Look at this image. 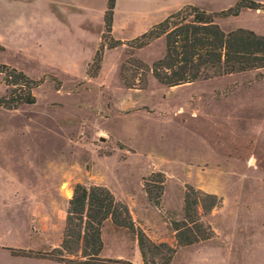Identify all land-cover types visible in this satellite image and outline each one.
<instances>
[{
  "label": "rangeland",
  "instance_id": "obj_1",
  "mask_svg": "<svg viewBox=\"0 0 264 264\" xmlns=\"http://www.w3.org/2000/svg\"><path fill=\"white\" fill-rule=\"evenodd\" d=\"M237 1L196 7L216 13ZM79 3L99 10L103 0H0V264H61L21 254L59 246L76 184L107 189L135 228L174 249L170 264H209L207 254L219 264H264V68L173 88L125 70V86V42L181 7L163 1L138 23L118 15L101 39L103 22L79 31ZM215 22L225 33L264 36V9ZM112 40L121 45L103 49L95 71L98 46ZM162 55L157 39L131 57L150 67ZM12 70L36 82L32 104L12 105L24 92L5 84ZM153 173L163 180L157 205ZM187 187L218 203L196 211L210 238L183 247L172 226L183 219ZM100 239L99 258L143 264L129 230L106 220Z\"/></svg>",
  "mask_w": 264,
  "mask_h": 264
},
{
  "label": "trees",
  "instance_id": "obj_2",
  "mask_svg": "<svg viewBox=\"0 0 264 264\" xmlns=\"http://www.w3.org/2000/svg\"><path fill=\"white\" fill-rule=\"evenodd\" d=\"M113 6L114 0H107L101 39L110 35ZM242 9H264V5L251 0H238L233 6L216 13L184 5L151 25L137 37L125 42L128 48L126 62L129 68L121 66L120 69L125 86L129 85L123 74L125 70H130L136 75L141 72L143 81L149 74L158 84L173 88L215 77L263 69L264 36L241 28L225 33L215 22L219 18L236 17ZM157 39L163 41V55L150 67L131 57L133 50L142 49ZM118 45H121L119 41L112 40L109 45L98 46L92 60L95 71L99 68L103 49H113ZM4 75L6 85L19 87L20 91H24L20 96L12 98L14 99L12 105L34 102L30 91L36 86V82L13 70L10 75ZM18 77H21L23 82H18ZM150 178H157L156 182L159 184L157 188L159 192L153 200L154 205H157L163 182L162 176L153 173L147 182ZM146 194L150 195L148 188ZM217 203L214 195L187 187L182 200L183 219L172 226L178 246H190L210 238L209 228L203 227L199 222L196 211L200 208L206 213ZM106 220L115 227L125 228L135 235L143 264H146L147 255L160 256L162 253L165 255L160 257L161 262L157 264H170L174 249L164 243L155 245L140 229L135 228L126 206L115 201L107 189L99 186L86 188L79 184L73 187L72 195L67 201L59 246L47 253L34 254L36 256H29L23 252L21 255L61 264H130L122 260L98 257L102 246L100 229ZM149 264L156 263L151 261Z\"/></svg>",
  "mask_w": 264,
  "mask_h": 264
},
{
  "label": "crops",
  "instance_id": "obj_3",
  "mask_svg": "<svg viewBox=\"0 0 264 264\" xmlns=\"http://www.w3.org/2000/svg\"><path fill=\"white\" fill-rule=\"evenodd\" d=\"M10 1V0H5ZM14 1V0H13ZM26 1V0H25ZM166 0H114V6L112 10V17L111 22L114 24L116 17L118 15L122 16L121 22H129V23H138L142 21V19L145 16V10L148 9V7H153L161 4V2ZM171 2L174 4L172 6L176 7H182L184 5H192V6H198L199 3H197V0H171ZM107 0H103L102 6L99 10H95L93 6H88L87 3H79L76 5L75 8H73L77 13H79V16L77 19L82 21L81 25H78L79 31H83L87 29L91 23H94L95 21H100L101 24L103 22V15L106 8ZM86 24V25H85ZM87 26V27H85ZM207 258H209V261L207 263L209 264H219L221 259L220 255H211L207 254ZM219 262V263H218Z\"/></svg>",
  "mask_w": 264,
  "mask_h": 264
}]
</instances>
